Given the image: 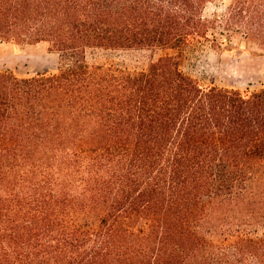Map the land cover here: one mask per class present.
I'll list each match as a JSON object with an SVG mask.
<instances>
[{"label":"trees","instance_id":"obj_1","mask_svg":"<svg viewBox=\"0 0 264 264\" xmlns=\"http://www.w3.org/2000/svg\"><path fill=\"white\" fill-rule=\"evenodd\" d=\"M213 1L0 0V44L57 56L0 71V264H264V86L180 64L218 29L264 54V0Z\"/></svg>","mask_w":264,"mask_h":264},{"label":"rangeland","instance_id":"obj_2","mask_svg":"<svg viewBox=\"0 0 264 264\" xmlns=\"http://www.w3.org/2000/svg\"><path fill=\"white\" fill-rule=\"evenodd\" d=\"M232 0H214L208 3L204 16L222 18ZM174 54L173 51H168ZM163 52L92 50L88 60L128 68H145ZM154 56V58H153ZM182 71L203 86L233 87L253 90L264 86V54L246 41L241 34L218 29L210 42L194 50H186L180 60ZM57 56L41 45L0 44V71H13L19 76L55 71Z\"/></svg>","mask_w":264,"mask_h":264}]
</instances>
